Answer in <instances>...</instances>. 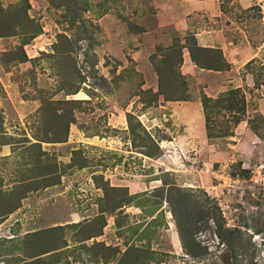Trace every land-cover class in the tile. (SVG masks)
Instances as JSON below:
<instances>
[{
    "label": "rangeland",
    "instance_id": "obj_1",
    "mask_svg": "<svg viewBox=\"0 0 264 264\" xmlns=\"http://www.w3.org/2000/svg\"><path fill=\"white\" fill-rule=\"evenodd\" d=\"M183 1L0 0V264H264V0ZM235 87L209 137L204 94Z\"/></svg>",
    "mask_w": 264,
    "mask_h": 264
},
{
    "label": "trees",
    "instance_id": "obj_2",
    "mask_svg": "<svg viewBox=\"0 0 264 264\" xmlns=\"http://www.w3.org/2000/svg\"><path fill=\"white\" fill-rule=\"evenodd\" d=\"M193 42L189 45V51L191 54V58L195 64H197L201 68L211 69V70H224L229 67V63L226 62L223 56V52L219 47H209L200 45L197 41L195 35H193ZM182 45L180 48L177 46L166 47L165 50L169 51L168 55L164 56L162 59V64H164V68L167 69L172 76L176 78V66L180 65L183 61V53H182ZM201 56V57H200ZM254 59L250 60L248 63H252ZM264 69V65L262 67ZM158 73L160 74V78L163 75V69L158 68ZM256 84L258 86L264 85V81H259L256 79ZM161 87V86H160ZM163 93V91H162ZM165 95V93H163ZM166 99L176 100L173 97L166 96ZM178 99V98H177ZM213 103V104H212ZM246 95L241 87L231 88L226 90L224 93L217 97H212L204 94L203 96V108L206 117V128L209 137H215L216 134L211 132V117L210 112L211 109L215 107H219L221 109H226L229 112L233 113L235 117L234 124L237 125L241 120H243V115L246 112ZM226 135H233L229 131H225ZM232 249V248H231ZM232 251V250H231ZM228 252V251H227ZM224 254V264H258L257 261L251 260L249 262L239 261L234 262V259H238V253H227Z\"/></svg>",
    "mask_w": 264,
    "mask_h": 264
},
{
    "label": "crops",
    "instance_id": "obj_3",
    "mask_svg": "<svg viewBox=\"0 0 264 264\" xmlns=\"http://www.w3.org/2000/svg\"><path fill=\"white\" fill-rule=\"evenodd\" d=\"M181 3L186 6V11L189 12L191 10H206L210 7H215V0H186ZM217 7V6H216ZM185 61L187 62V57H185ZM193 65H196L193 62ZM211 70V69H210ZM169 104V116L173 118V120L179 124L185 125L184 132L178 134L177 136H173L172 140L169 142L173 143L178 140L188 139L190 137V133H192V125H193V114L191 113L190 107L192 103H167ZM165 107V105H161ZM189 110V111H188Z\"/></svg>",
    "mask_w": 264,
    "mask_h": 264
},
{
    "label": "built area",
    "instance_id": "obj_4",
    "mask_svg": "<svg viewBox=\"0 0 264 264\" xmlns=\"http://www.w3.org/2000/svg\"><path fill=\"white\" fill-rule=\"evenodd\" d=\"M211 169L210 168H207V171H210ZM226 180V179H225Z\"/></svg>",
    "mask_w": 264,
    "mask_h": 264
}]
</instances>
